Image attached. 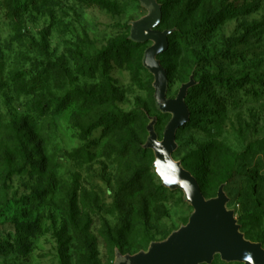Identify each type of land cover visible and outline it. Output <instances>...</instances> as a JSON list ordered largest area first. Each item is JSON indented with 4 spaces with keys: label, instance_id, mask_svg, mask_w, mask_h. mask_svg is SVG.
<instances>
[{
    "label": "rangeland",
    "instance_id": "1",
    "mask_svg": "<svg viewBox=\"0 0 264 264\" xmlns=\"http://www.w3.org/2000/svg\"><path fill=\"white\" fill-rule=\"evenodd\" d=\"M255 1L224 4L242 10ZM258 1L257 10L214 31L194 26L198 14L184 16L189 33L171 58L167 96L174 98L191 76L195 85L215 77L229 81L222 110L205 105L193 127L176 131L172 158L183 167L182 157L211 144L202 195L213 198L223 186L240 233L264 249V0ZM146 14L136 0H0V264H114L117 254L146 251L187 223L191 206L181 191L161 185L153 152L144 147L150 121L161 140L170 119L155 111L153 76L142 66L149 45L130 51L122 67L112 63L107 76L90 73L94 54L129 36L130 23ZM111 111L134 113L136 146L151 151L152 173L172 193L167 200L153 195L165 211L154 206L160 221L149 243L133 226L141 192L124 186L142 165L137 147L124 154L132 133L84 132ZM144 187L151 189L150 182ZM128 222L133 227L119 251L118 240L106 233H123ZM209 264L241 263L216 255Z\"/></svg>",
    "mask_w": 264,
    "mask_h": 264
},
{
    "label": "water",
    "instance_id": "2",
    "mask_svg": "<svg viewBox=\"0 0 264 264\" xmlns=\"http://www.w3.org/2000/svg\"><path fill=\"white\" fill-rule=\"evenodd\" d=\"M136 1L147 14L130 23L128 39L136 44L150 43L144 50L142 66L153 76L155 110L170 115L161 140L154 130L155 120L150 121L144 147L153 152V168L161 185L170 191H181L192 213L187 223L166 239L152 242L146 251L134 255L117 254L114 264H209L216 255L226 263L264 264L261 244L245 239L233 212L226 209L228 199L223 186L215 197L206 199L196 179L172 158L177 148L176 131L189 120L185 98L195 82L191 76L174 98H168V80L158 56L167 50L172 31L158 29L161 5L156 0Z\"/></svg>",
    "mask_w": 264,
    "mask_h": 264
},
{
    "label": "trees",
    "instance_id": "3",
    "mask_svg": "<svg viewBox=\"0 0 264 264\" xmlns=\"http://www.w3.org/2000/svg\"><path fill=\"white\" fill-rule=\"evenodd\" d=\"M157 1L162 6V18L158 29H170L172 27H177L179 29L177 34H172L168 37L167 50L158 56L160 65L166 72L168 82L171 81L172 73L174 72L171 58L177 56L178 44L181 38H187L189 33L188 30H184L187 22L184 16H190V18L193 19L198 14V21L194 24V26L206 32L209 30L214 31L223 23L234 19L241 14H245L259 8L258 0H256L250 8L242 10L237 9L236 7H226L224 4L225 0H222L221 3L215 7H213L211 3L205 5L204 0ZM147 44L150 45L149 43H146V45ZM141 45L142 44H136L129 41L128 34L124 35L120 39L110 41L105 47L97 51L90 59L91 75L93 76L96 69H99L101 75L107 76L110 73L112 63L118 67H122L125 60L128 59L130 51L139 49ZM212 80H214L213 83L212 81H201L200 84L195 85L193 88L188 90L185 103L190 113L189 120L186 125L178 129L177 132L193 127L198 118V110L205 105L209 107L215 106L217 109L222 110L224 102L230 99L227 97V94L230 92V86L228 85L229 81L217 77L212 78ZM133 114L134 113L111 111L108 114L101 115L99 119L89 125L84 132L91 134L95 131H99L100 137L107 136L111 131H124L132 133V135L128 138V145L130 147H127L124 150V154H129L131 151L130 148L137 147L142 165L137 167L134 172L130 174L127 181L124 182V186L126 187V190L141 192L142 202L138 215L139 221L135 222L133 226L136 225L137 227H140V236L138 238L145 239L149 243L156 240V232L152 233V231L157 228L156 223L158 224L160 221V218L157 217V219H155L153 217V208L160 203V207H162L165 211V205L162 204L163 201L155 200L153 195L158 194L163 198V200H167L169 198V194L172 195V193H169L166 189H164L160 185L159 180L152 173L151 164L153 162V156L151 151L142 150L141 147L139 149V145L136 146V143L139 142L134 138L135 131H133L130 126ZM213 151L214 147L209 144L205 147L197 149L193 153L187 154L181 159L183 167L189 171L193 177H195L203 195L206 194L205 189L208 179L207 171L210 166ZM176 154L177 152L174 153V155ZM252 175L253 174H250L249 176ZM252 178L255 179L256 177L252 176ZM145 181L150 182L151 189L144 187ZM140 186H143L142 189H139ZM153 222H155V225ZM132 223L133 222L127 223L123 233L120 231L110 232L111 230L106 233L107 237L112 241L116 239L118 240L114 246L119 249V251H122L126 246V233H128V231H130L133 227L131 226ZM112 233L115 234V237ZM167 235L168 233L166 236ZM93 250H96L95 245H93ZM63 252L65 251L63 250Z\"/></svg>",
    "mask_w": 264,
    "mask_h": 264
}]
</instances>
